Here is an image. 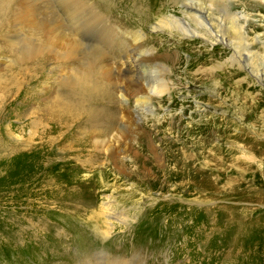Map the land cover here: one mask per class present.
Masks as SVG:
<instances>
[{
    "label": "rangeland",
    "instance_id": "rangeland-1",
    "mask_svg": "<svg viewBox=\"0 0 264 264\" xmlns=\"http://www.w3.org/2000/svg\"><path fill=\"white\" fill-rule=\"evenodd\" d=\"M10 2L11 5L7 7L0 0V75L12 83L19 82L20 79L24 83L22 81L20 84L22 87L18 86L20 88L18 96L12 100L3 118L0 119V264H77L73 260L75 253L78 255L80 251L77 240L80 237L84 239V236L89 237V240L87 239L90 242L89 253L111 251L113 256H117L126 248L130 251L128 257L136 259L139 264H264V155L260 153V151L264 153V0H215V4L209 7L208 2L198 0H84L87 6L90 4L103 16L109 17L110 21L120 23L125 28L140 29L144 34L141 48L150 46L154 52L161 54V58L158 57L157 60L160 63L157 69L158 71L162 69L160 76L168 82L169 92L151 96L152 114L141 107L140 115L133 113L124 116L128 117L126 130L134 129L137 132L136 135L133 134L134 141L125 140L124 134L118 140L113 139L112 136L115 134L113 130L105 142L97 143L104 145L103 149L109 147L108 150L107 148L106 152L99 150V154L93 155L91 165L84 159L82 163L85 170L82 171L77 170L78 162H74L79 158L76 154L80 153L81 148L73 145L70 151V148H67V144H70L67 139L61 138L55 143V150L50 155L51 161L43 168L40 165V158L37 157L39 148L29 149L34 144H40V138L43 144H47L44 131L40 130L41 126L33 118L41 113L39 105L49 103L53 97V93L46 96V92L48 90L55 92L59 87L54 82L56 77L49 75L55 73L54 69L59 64V58L53 50L60 52L68 50L55 42L60 35L68 39L55 31L58 29L55 21L61 20L60 28L64 26L62 32L70 33L67 31L69 22L66 13L60 10L57 0H10ZM187 2L203 4L205 7L203 11H206L209 22L217 26L216 39L209 38V42H203L191 33H182L174 28L152 29L157 16L184 17L181 9ZM232 17L236 18V26L233 28L227 23ZM185 20L191 28L198 29L195 22L187 18ZM98 32L96 29L90 30L86 38L88 37L87 40H90L92 46L103 49L101 46L105 41ZM17 34L24 36L23 39L26 41L24 43L29 44L30 49L40 51L37 56L23 62L24 64L20 63L23 69L20 76L34 71L35 68L30 62L40 61L41 56L44 59L43 64L47 66L42 72L37 73L36 78L34 77L35 81H38L30 84L32 89L30 92L26 90L27 76L24 77L25 81L14 74L13 77L9 74H12V70H9L8 64L10 61L11 65L17 62L14 57L11 58L7 42L13 41ZM43 34L50 38L46 46L41 43L39 36ZM33 36L39 39L38 42V39L34 40L35 44L31 42ZM103 50L102 57L96 61L98 67H95L94 72L101 73L100 66L104 67L106 63L114 62L109 57V50ZM113 51L118 53L119 49ZM69 58L70 56L67 59ZM110 60L112 62H109ZM83 61L85 59L82 57L72 60V66L66 68L70 70L66 71L79 72L81 69L77 65ZM115 102L120 107L132 105L119 98ZM4 106L5 103L1 106L2 111ZM121 116L119 114V118ZM88 131L75 132V137L77 139L87 135L89 137ZM254 134V140L262 144H248L251 135ZM93 137L85 139L86 152L81 153V156L87 152L91 154V150L96 151L90 146V142L98 140L97 137ZM122 144H130L131 151L136 152V156H132L133 160L137 161L138 165H141L139 159L149 162L147 157L154 152H158L159 157L168 161L165 147H173L172 144L175 153L180 152L178 147L181 144L185 145L188 152L194 151L193 144H210L214 145V148L219 144L217 157L221 159V164L218 167H214L216 162L213 161L211 154L213 150L210 151L209 148L201 150L205 154L203 158L198 159L204 168H207L206 164L209 163L210 168L217 171L216 176L202 172L201 177H198L201 179L198 182L203 186L209 187L211 183H215L213 185L216 186L215 193L208 195L210 190H214L210 188H206L208 191L204 193L189 190L188 182L191 183L193 180L185 182L175 177L165 180L155 170H148L152 174L151 178H155L151 181V187L145 180L141 181L144 183L141 186L136 183L142 191H135L134 181L123 175L124 169H121L123 163L117 165L113 160L117 152L121 156L119 150L122 149ZM33 147L35 148V145ZM10 148H15L13 153L10 151L5 153L4 150ZM193 153L195 154V151ZM177 155L181 160L184 159ZM71 158L72 162L68 160ZM151 161L157 169H162V162L158 164L152 157ZM128 166L129 169L133 168L131 164ZM66 172L69 173L65 174ZM61 173L62 178L74 176L77 182H82V179L88 176L84 181L86 184L73 185V193L76 194L77 190L94 205L88 207L87 203L84 206V199L80 204L55 197L39 199L37 195H28V200L33 203L29 204L27 196L24 197L23 194H17L22 200L19 201L21 203L19 206L10 204L11 191L19 193L23 191L27 194L31 190V187H27L29 181L36 178L39 179L40 185L33 188L40 190L42 186L43 191H47V177L56 178ZM93 173L99 174L92 176ZM23 183L25 185L21 187ZM69 186H65V190L62 189L59 194L66 195L65 191L70 188ZM131 186L135 190L131 189ZM110 194L115 209L128 214V222L126 226L116 224L113 234L101 242V245L93 237L92 225L95 219L90 212L91 210L92 213L93 210L104 212L106 216H102V221H107L108 214L103 203ZM238 207L240 208L238 211L244 210L240 221L242 232L241 236L237 234V238L230 241L231 247L227 245L228 249H224L225 244L219 243L216 234L222 235L220 229H215V240L207 238L209 241L203 243L204 245L207 242L205 246L192 244V238L197 235L193 229L196 222L199 225L201 222L215 221L219 223L218 228H221L227 225L221 223L228 221V225L238 226L237 222H231L228 214L224 215L222 212L223 209ZM207 211H213L214 214L209 217ZM21 212L26 214L28 219H21V229L19 236L17 235L20 240L15 242L12 236L10 238V232H15L16 228L13 230L10 228L13 219ZM41 219L44 222L40 223ZM38 222L40 226L36 225ZM158 226H163L168 231L160 233ZM224 237L230 238L231 235L225 234ZM160 239L163 240L161 245ZM186 240L192 241L190 247L187 246L188 249L183 250L181 246L177 250V246ZM133 245H138L137 249H133L135 247L131 249ZM111 247L116 250L112 251ZM200 247L202 250H199ZM225 253L227 255L223 256Z\"/></svg>",
    "mask_w": 264,
    "mask_h": 264
},
{
    "label": "bare ground",
    "instance_id": "bare-ground-1",
    "mask_svg": "<svg viewBox=\"0 0 264 264\" xmlns=\"http://www.w3.org/2000/svg\"><path fill=\"white\" fill-rule=\"evenodd\" d=\"M2 1L5 3L7 7L11 5L10 0H2ZM198 1L208 2L209 4L208 7L210 5L215 4V0H207V1L198 0ZM57 5L59 6L60 10L66 13L65 16L68 18L67 21L69 22L68 24L69 30L67 31H69L70 33L64 34V32H62V30L64 31V26L60 28V24H62L61 20H56L55 22L57 23L56 26L58 27V29L55 31L57 33L65 35L68 39L60 35L57 39H55V42L58 45L64 48H67L68 50L66 52L64 51L60 52L58 50H53V52L59 58V61L56 60L59 62V64L57 65L58 67L56 66L57 68L55 69L53 68L55 73L49 76L50 77L53 76V78L56 77L54 79V82H56L59 85V87L55 92L53 91L50 92L49 90L46 92L45 94L46 96L53 93V97L49 100V103L47 102V104L43 106L39 105V109L41 110V113L39 114V116L33 118L34 121H37V124L41 126L40 130L44 131L43 135H46L47 137V141H46L47 144H43V141H41L42 138H40V142H39L40 144H34L35 148L33 147L34 145L33 146L29 145V146H32L29 149L36 150L39 148L37 157L40 158L39 159L40 165H41V168H43L46 165V163H49V161H51L50 155L55 150L54 148L56 145L55 143H57L58 140L61 138L67 139V142L70 144H67V143L66 144L68 145L67 148H70L69 149L70 151L72 150L73 145H76L77 147L81 148L80 153L76 154L78 155L79 158L77 160H74V162L76 163L78 162L77 163L78 165L76 164L77 170L82 171V170H85L84 165L82 163L84 159H86L85 161L86 163L91 165V159L93 155L99 154L100 152L99 150L102 151V150H105L106 148H107L106 150H108L109 147H106L105 149H103L104 145L97 144V143L105 142L107 140L106 137L113 130H115V134L112 136L113 139L118 140V138L123 137L122 134H124L125 140L126 139L133 140L137 132H135L134 129L131 131L126 130L128 117H124V116L131 115L133 113H136L137 116L140 115L139 109L141 107L147 109V111L151 112L152 114L153 109L151 108V96L152 95L160 96L164 93H168L169 87H168V82L165 81L160 76L162 69H160L161 71H158L157 69L160 64L159 62H157V60H158V57L161 58V54L157 51L154 52V49L150 46L146 48L144 47L141 48V41L144 38V34L140 31L139 28L129 29V28H125L120 23L110 21L109 17L103 16L99 11L95 10L93 6H90V4L89 6H87L84 0H57ZM204 9L205 7L203 6V4H197V2H194V3L187 2L182 5V9H181V13L184 17L177 18L174 15L157 16L155 17V22H156L155 26H152V29L162 30L163 28L170 27V28H174L176 30L182 31V33H191L192 35L199 37L203 42L204 41L209 42L210 41L209 38H212V40L213 38L215 39L217 38L218 30L216 29L217 26L214 23L209 22L208 17L205 14L206 11H203ZM185 18H187L189 21L195 22V24L198 25V29L202 30V32H200L196 28H191L190 24L186 22ZM227 23L229 24L231 28H233L234 26H236V18L232 17V19H228ZM95 29L99 31L98 34L105 41V44H103L101 47H103V49H106V51L109 50L110 52L109 57L110 59H112V61H114L112 62L110 60L109 62H112V63H106V65L104 66L105 68L103 66H102L103 68L100 66L99 69L102 70L101 73H98L97 71L94 72V69L95 67L96 68L98 67L97 66L98 64L96 63V61L102 57L104 50L99 47L96 48V46H92L90 43V40H87L88 37L86 38L87 32L90 30H95ZM39 36L41 39V43L44 46H46L50 38H46L45 34L39 35ZM23 38L24 36L22 34H17L13 41L7 42V45L10 51V56L11 58L14 57L15 62H17L11 65L12 61H10V64H8V66L10 67L9 70H12L11 71L12 74L11 73L9 74L11 76L14 74L16 75L15 77L18 76V78H22V79H24V77L27 76L28 80L26 82V90L30 92L32 91V89L30 88L31 86L30 84L32 82H34L35 84V82L38 81V80L35 81V78L37 77L36 76L37 73L39 74L40 72H42L47 66L43 64L44 59L41 56L40 61L30 62L31 64H33V67L35 68L34 71L27 72L26 70L27 74L25 73L23 76H20L23 74L22 73L23 69L20 67L21 65L20 63H23L26 60L33 58L38 52H40V51H37V49H36V52H35V49H30L29 44L24 43L26 41ZM37 39L34 38L31 42L34 43V40H37ZM255 39H257V36H255ZM38 41L39 39L37 40V42ZM38 45H41V44H38ZM114 49H119V52L116 53L115 51H113ZM69 56L70 58L67 59ZM78 57L80 58L82 57L85 59V61L77 65V67H79L81 70L79 69L80 70L79 72L76 71L72 73L69 71H66V70H70L66 68H69V66H72L71 64L72 60L75 61V59H77ZM25 69L26 68H24V70ZM197 71H200V69H197ZM80 72H85V74L80 73ZM200 73L203 74L202 71ZM11 76L8 75L9 78ZM102 77H104L103 80H102ZM22 81L20 79L19 82L15 81L12 83L9 79H5L4 77L2 78V76L0 75V119L3 118L4 112L8 108V106H10L12 100H15V98L18 96V90L20 89L18 88V86H21L20 84L22 83ZM37 85L38 84H36V87ZM117 98H119L120 100L124 101L127 104L130 103L132 105L127 106V107L117 106L115 102ZM4 103H5V106L3 107V111H2L1 106ZM119 114L122 115L120 118H119ZM214 122L215 121H213V123ZM47 124H49L48 127L46 126ZM117 128H118L117 130L118 132L116 131ZM86 130H89L88 131L89 137H87L88 135L83 136L82 139H77L75 137V132L79 133L81 131H86ZM134 133L135 135H133ZM92 136L98 138V140L94 139L93 142H90L91 144L90 146L96 149V151L91 150L90 151L91 154L87 152V154L82 155L83 158L81 159L82 157L81 153L86 152V149H85L86 147L84 144L85 139L88 140ZM254 137H255V134L251 135V138L249 139L248 144H251V145L252 144H255V145L262 144L260 142L255 141ZM100 145H101V148H99ZM122 145H123V147L121 146L122 149L119 150L122 153L120 154L121 156H119V152H117L114 155L113 160L117 165L120 162L123 163V166L121 168V169H124L123 175L125 176V178L129 177L128 179L134 181L133 184L136 190L133 189L132 186H131V189L135 191L141 190L137 185L141 186L142 184H144L141 181H145V180H147L149 187H151L150 186L151 181H154L155 178L154 177L151 178L152 174L149 173L148 170H155L157 173L163 176L165 180L169 179V177H172V178L175 177L185 182L186 180H193V182L191 183L190 181L188 182L189 190H192V191L195 190L199 193H204L208 191V189L206 188H210L214 190H210V192L207 194L213 195L215 193L216 186H213L215 185V183H211L209 187L203 186L200 182H198V180H201L198 177L199 176L201 177L202 172L207 173L208 175L214 174L216 176L217 171L214 169H211L210 168L211 166H209V163L206 164L207 168H204L202 165L199 164L200 161L198 159L200 157L203 158V155L205 154L201 150L205 151L207 148H209L210 151L213 150V153L211 154L213 155V161L216 162V164L213 163L214 167L216 166L218 167V165L221 164V159L217 157V153L220 150V147H218L219 144L216 145L215 148L213 147L214 145L212 146L210 144H193L194 147L192 148L194 149L195 154L193 153L194 152L193 150L191 152H188L187 148L183 144H181L180 147H178V151H180L181 153L180 152L175 153L174 144H172L173 147L172 146L170 148H168V146L165 147V151L167 152L168 161L164 160V158L159 157L158 152L157 153L154 152L153 155H151L150 157H147L149 162H146L145 159H139L141 165H138L137 161L133 160V157L136 156V152L131 151L130 144H122ZM13 149L15 148L5 149L4 151L5 153H7V151H10L11 153H13ZM78 152H79V149H78ZM165 153H163V156L165 155ZM260 153L261 155L262 154L264 155L263 152L260 151ZM177 154H179L184 159L181 160ZM151 157H152V160L158 162V164L160 162L163 163L162 169L159 170L152 164ZM72 159L73 158L68 159V160H71L72 162L73 161ZM207 159H208V155H207ZM147 163H149V165ZM128 164H131L133 168L129 169L130 166H128ZM170 164H173V165L170 166ZM118 167L120 168V166ZM221 170H222V167H221ZM67 173L69 172H66L65 174ZM98 174L99 173H93L92 176H95ZM138 175L140 177H138ZM76 176H79V175H76ZM57 177H56L57 179L51 176L47 177V183H46V185L48 186L47 191H43L44 189L42 186L40 190L39 189L36 190L35 188H33V187H38L40 185V181H38L39 179L37 178L31 180L33 183L29 181L27 187L28 188L31 187L30 188L31 190L29 189L30 191L27 192V194L25 192L23 193V191L20 193L16 192L15 190L11 191L10 192L11 194L10 204L14 206H19L21 204L19 201H22V200L19 199L17 194H23L24 197L27 196V202L29 204H33V203L31 202V200H28L29 199L28 195H35V196L37 195L39 199H43V198L44 199H48V198L54 199L55 197L56 199H60L63 201L64 200L74 201V203H80V204H82L80 201L84 199V206L87 203H89L86 205L88 207L94 205L92 202H89L88 200H86L84 196H82V194H80L77 190H76V194L73 193V190H74L73 185L86 184V182L84 181L88 179V176L84 177V179H82V182H77L76 179L73 178L74 176L62 178L63 177L62 173ZM64 180L65 181L73 180V181L69 183V182H65ZM77 180L80 181L79 178H77ZM24 185L25 184L23 183L21 187H23ZM67 185H70L69 186L70 188H68V190L65 191L66 195H63V196L60 195L59 193L61 192V190L62 189L65 190L64 187ZM103 204H104L103 205L104 210L108 214L107 221H102V216L104 217L106 216L104 212H100L99 210L98 211L93 210V213L91 210L90 212L92 214V218L95 219V223L92 225L93 231H94L93 237L99 243L101 242L103 243L106 239L109 238L110 235L113 234V229L115 228L116 224L126 226L128 222V218H127L128 214L126 215L115 209L113 205L114 200L112 199L111 194L106 196V201ZM32 206L33 205H31V207ZM29 207L30 206H28V208ZM81 208H84V207H81ZM15 209L16 208H14V210ZM239 209L240 208L238 207V208H232V209L230 208V209L222 210V212H224V215L228 214L227 216L231 218V222H237L236 225L238 224V226H230L228 225L229 224L228 221H225L226 223H221V224H227L226 226H222L221 228H218L219 223L215 221H207L205 223L201 222V224L199 225L196 222L194 224L193 229L197 232V235L192 238L193 243L191 240L183 241L181 245L177 246V250L181 246L183 247V250H187L188 249L187 246L190 247L191 243L193 245L196 244L195 246H198V245H201L202 247L205 246L207 242L204 245L203 243L206 240L209 241L207 238L214 239L215 229H220V232L222 233V235H219L218 233L216 234L217 235L216 238L220 241L219 243H224L225 244L224 249H228V247H231V245L229 244L230 241L234 238H237V234L241 236L242 231L240 230V221L244 214V210L240 212L238 211ZM45 211H46V208H45ZM207 213L209 217H211L214 214L213 211L211 212L207 211ZM25 215L26 214H23V212H21V214H18V216L12 221L10 230L11 229L13 230L14 228H16V230L15 232H10V238L12 236V240L15 242L20 240L18 236H19V230L21 229L20 227L22 223L21 219H26V220L28 219V217H26ZM41 221H43V219H41L39 222L42 223ZM39 222L36 223L37 226L41 225ZM159 227L160 226H158V228ZM159 229H160V233H164L165 231L166 232L168 231L167 228L165 229L163 226H161ZM227 229L228 231L226 232ZM225 234H230L231 237L226 238L224 237ZM91 237L92 236H90V238ZM87 239L89 240V237L86 238L84 236V239L80 237V239L77 240V244H78L80 251L78 255L75 253L74 258L71 255V257L77 264H139L136 261V259H130V256L128 257V254H130V251L126 250V248L122 249L121 255H117V256H113L111 254V251H109V253H106L104 251H96L94 253L92 252L89 253L90 242ZM162 242L163 240L160 239L159 245H161ZM227 245L228 247H226ZM137 246L138 245H133L131 249L133 247H135L133 249H137L136 248ZM157 246L158 245L156 244L155 245L156 249H157ZM111 249L112 251L116 250L112 247ZM199 250H202V248L200 247ZM221 251L222 250H220V252ZM225 255H227V253H225L223 256ZM228 258L230 259V257Z\"/></svg>",
    "mask_w": 264,
    "mask_h": 264
}]
</instances>
